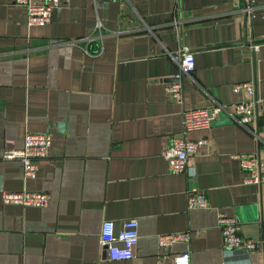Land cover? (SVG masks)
Instances as JSON below:
<instances>
[{"label": "crops", "instance_id": "obj_1", "mask_svg": "<svg viewBox=\"0 0 264 264\" xmlns=\"http://www.w3.org/2000/svg\"><path fill=\"white\" fill-rule=\"evenodd\" d=\"M254 1L251 40L264 38V0ZM98 20L103 43H72ZM245 21L233 0H65L49 23L29 26L25 5L0 0V183L51 194L48 205L34 206L5 203L0 192V264H264V183H245L234 156L264 158V41L245 42ZM183 44L195 51L196 67L183 79L180 103L165 86ZM250 79L255 120L218 116L191 132L208 141L191 158L195 173L170 171L162 150L180 132L183 108L238 101L245 94L233 84ZM28 130L50 131L53 144L26 179L21 160L3 152L22 147ZM194 185L208 207L187 206ZM220 210L259 240L255 249L225 247ZM127 218L139 220L135 255L112 259L102 221L119 228ZM185 230L189 242L160 244V234ZM186 250L189 262L177 263Z\"/></svg>", "mask_w": 264, "mask_h": 264}, {"label": "built area", "instance_id": "obj_2", "mask_svg": "<svg viewBox=\"0 0 264 264\" xmlns=\"http://www.w3.org/2000/svg\"><path fill=\"white\" fill-rule=\"evenodd\" d=\"M65 0H17L27 8V24L29 26L44 25L51 21L53 10ZM235 7L252 18L259 9L254 0H233ZM104 25L98 20L94 31L73 40L72 43L81 41L99 40L103 43ZM103 48V44H101ZM173 58L179 63V69L175 72V79L166 84L165 89L169 96L180 103H184V82L186 75H190L196 67L195 51L188 45H181L172 52ZM233 89L243 92L245 97L231 104L217 103L212 106L184 107L182 110L183 120L180 132L173 135L162 150V155L167 159L170 171L174 173H195V167L191 158L203 151L208 144L204 136L191 137L190 133L197 130L209 128L214 119L222 111L227 112L234 120L249 123L257 117L259 98L256 93L254 80L235 82ZM53 144V135L50 131L28 130L24 135V143L20 148L6 149L3 152L5 158H18L23 164L26 179L35 178L39 169V160L48 156ZM239 158L242 167L247 171L245 183H264V158L259 151L252 154H235ZM0 192L5 203H17L22 205L46 206L49 204L51 194L47 190H35L25 187L19 190L7 189L0 183ZM187 206L189 208L208 207L209 198L206 192L194 185L187 189ZM218 225L221 228L224 245L227 249H241L250 251L255 249L259 240L254 237L245 236L240 223L235 215L225 210L218 212ZM140 237L139 220L127 218L117 228L113 219H104L101 224L100 240L112 259H129L135 255L136 246ZM190 231H175L159 235L161 245H172L175 242H189ZM189 250L184 251L176 257L177 263H188ZM158 264H163L160 261Z\"/></svg>", "mask_w": 264, "mask_h": 264}, {"label": "water", "instance_id": "obj_3", "mask_svg": "<svg viewBox=\"0 0 264 264\" xmlns=\"http://www.w3.org/2000/svg\"><path fill=\"white\" fill-rule=\"evenodd\" d=\"M244 40L245 42L251 43V44H256V43L264 41V38L263 39H253V40L249 39L248 28H247V14H246V21H245V39ZM217 121L227 123V122H234V119L227 112L222 111L219 113V119Z\"/></svg>", "mask_w": 264, "mask_h": 264}]
</instances>
